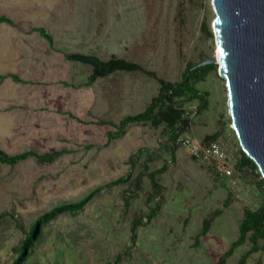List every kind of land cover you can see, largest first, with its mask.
Masks as SVG:
<instances>
[{"label": "rangeland", "instance_id": "374dc122", "mask_svg": "<svg viewBox=\"0 0 264 264\" xmlns=\"http://www.w3.org/2000/svg\"><path fill=\"white\" fill-rule=\"evenodd\" d=\"M0 16L14 23L0 25V148L10 155L68 151L53 163L29 158L14 167L0 164V264H12L14 249L40 216L130 173L127 184L102 190L77 216L47 224L27 264H217L239 238L245 210L264 200L257 171L237 169L242 148L218 66L197 84L208 106L199 112L198 101L185 105L190 124L181 138L203 145L218 133L232 159L233 173L225 179L182 146L173 159L162 127L134 124L110 141L111 123L143 112L158 94V81L142 71L117 72L85 86L92 68L65 58L115 56L179 82L189 63L217 53L211 0H0ZM36 28L45 29L53 44ZM165 163L168 170L158 177L162 208L133 245V220L155 205L147 203L148 173ZM145 166L142 190L127 208ZM207 218L212 226L202 235ZM259 245L246 264H264V240ZM251 247L248 240L226 264H239Z\"/></svg>", "mask_w": 264, "mask_h": 264}, {"label": "trees", "instance_id": "16d2710c", "mask_svg": "<svg viewBox=\"0 0 264 264\" xmlns=\"http://www.w3.org/2000/svg\"><path fill=\"white\" fill-rule=\"evenodd\" d=\"M8 24L14 26L11 19L6 16H0V25ZM34 32L39 33L43 38L53 44L52 37L43 28H36ZM65 58L71 62L82 63L92 68V73L88 78V82L85 86L93 85L97 80L108 77L117 72H138L142 71L148 76L155 78L159 85L158 94L152 98L148 107L141 113L135 115H128L124 117L118 124L111 125L114 127L115 132L109 134V139L116 140L121 138L128 127L134 124L140 125H152L155 128H163L162 136H167L169 140L168 145H164L165 148L170 146V154L175 159V152L178 149L177 139L181 137L182 133L188 128L190 124L189 117L184 107L188 103L198 101V111H203L208 106V95L197 88V84L206 80L208 75L217 68V65H207L195 68L197 64H188L187 68L179 82H169L161 79L156 73L146 71L139 64L127 61L125 59L117 58L113 56L109 60H102L95 55H87L80 53L66 54ZM205 61V60H204ZM5 79V77H0ZM13 80L19 82L18 77L11 76ZM103 123V122H101ZM100 123V124H101ZM219 134H214L206 138V142H213L217 140ZM168 149V148H167ZM141 150L140 152H142ZM68 151H51L45 154H40L32 150L24 151L16 155H10L0 148V164L9 165L11 167L16 166L20 162H24L29 158H34L40 163H53L62 155L67 154ZM133 166L136 164L138 156L131 157ZM134 159V160H133ZM237 169L240 173L250 170L251 173H256L257 177L261 178V185L264 191V178L261 176L256 164L243 152H241L240 160L237 164ZM168 170V164L165 163L162 168L151 171L148 173L152 185V192L147 195V203L151 204L155 202V205L149 208V212L144 215H140L135 218L131 225V241L133 245L136 244L138 238V231L141 227L147 226L157 217L161 208L162 201L161 196L163 194V187L158 179L159 176L164 174ZM149 171L148 166L144 167V171L141 172L135 179V190L126 200V207L129 208L130 200L136 196L142 190L141 178ZM132 178L131 173L119 178L105 186L99 187L90 192L83 199L73 203H63L49 212L40 216L30 230L25 233V238L22 241L20 247L14 249L17 257L12 264H27L34 249L44 236V228L53 220L59 218L62 215L70 214L77 216L80 212L84 211L87 205L94 199V197L106 188L117 187L123 184H127ZM229 202L225 203V206H229ZM3 215H0L2 218ZM212 226V219L207 218L203 223L202 235L207 234ZM239 238L233 242L230 249L220 258L217 264H226L227 259L232 256L236 249L245 245L250 240L252 247L243 255L239 264H246L248 258L253 254L261 250L259 242L264 240V200L261 205L255 209H246L244 218L242 219L239 227ZM201 236L198 237V239Z\"/></svg>", "mask_w": 264, "mask_h": 264}, {"label": "water", "instance_id": "95a60500", "mask_svg": "<svg viewBox=\"0 0 264 264\" xmlns=\"http://www.w3.org/2000/svg\"><path fill=\"white\" fill-rule=\"evenodd\" d=\"M217 65L226 81L231 126L264 178V0H211Z\"/></svg>", "mask_w": 264, "mask_h": 264}, {"label": "built area", "instance_id": "2783aa9c", "mask_svg": "<svg viewBox=\"0 0 264 264\" xmlns=\"http://www.w3.org/2000/svg\"><path fill=\"white\" fill-rule=\"evenodd\" d=\"M177 145L188 149L195 160L206 170L211 171L216 178L231 177L233 172L229 163L232 159L222 148L219 140L201 145L180 137L177 139Z\"/></svg>", "mask_w": 264, "mask_h": 264}, {"label": "crops", "instance_id": "0c3cea01", "mask_svg": "<svg viewBox=\"0 0 264 264\" xmlns=\"http://www.w3.org/2000/svg\"><path fill=\"white\" fill-rule=\"evenodd\" d=\"M158 92H159V91H158ZM155 96H156V95H155ZM155 96H154V97H155Z\"/></svg>", "mask_w": 264, "mask_h": 264}]
</instances>
